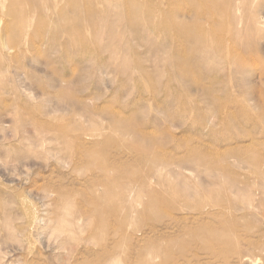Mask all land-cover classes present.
<instances>
[{
  "label": "rangeland",
  "instance_id": "rangeland-1",
  "mask_svg": "<svg viewBox=\"0 0 264 264\" xmlns=\"http://www.w3.org/2000/svg\"><path fill=\"white\" fill-rule=\"evenodd\" d=\"M111 263L264 264V0H0V264Z\"/></svg>",
  "mask_w": 264,
  "mask_h": 264
},
{
  "label": "bare ground",
  "instance_id": "bare-ground-1",
  "mask_svg": "<svg viewBox=\"0 0 264 264\" xmlns=\"http://www.w3.org/2000/svg\"><path fill=\"white\" fill-rule=\"evenodd\" d=\"M9 1L13 2L14 0H9ZM22 4H24V2H22ZM131 4L135 8L136 7L141 8L135 2H131ZM29 27H30V25L28 22V24L25 26L26 29H24V31H27V29L29 30ZM22 34L26 35L27 33H22ZM37 48H39V47H36L35 45L27 46L24 49H20V53H22V51L29 52V51H31L33 49L35 50ZM110 141L116 142L115 140H110ZM108 144L110 145L109 142H108ZM82 147H83V145H82ZM79 148L81 149V146ZM84 155H86L88 158H90V161L88 162L89 165L86 166L85 168H83L84 173L90 176V178H88V181H89L88 183H90L91 186H95V188H97V189L98 188L101 189V196L100 195L94 196V197H91L90 199L87 198L86 204L88 205L89 210L91 209V212L92 213L95 212V214H96L95 217L93 218L95 225H97L96 227L100 228L99 226H103V227L107 228V230H108L107 234L105 232L106 229H104L102 232H101V230L98 231V234L97 233L96 234H97V236L99 235V237H97L96 234H94V235L91 234V235H92V237L94 236V238H95V236L98 238V239L96 238L97 242L99 241V238L102 240L105 239L104 237L112 239V241H111L112 244L109 247L110 250L108 251V254H114V251L117 250V248H118L116 238H117V231L119 230V201H120V198H119V196H120L119 182L117 180L118 166L116 164V157H114V155L107 154L106 156L102 155L103 157H101L100 159H93L92 151L89 150V148L86 146H84V149L81 150V152L78 156L81 157ZM68 156L70 157V155H68ZM108 157H112V161H109ZM65 161H67V160H65ZM164 167H165V163H161L158 166H155L153 168L152 172H150L149 178H152L153 180L161 179L162 178L161 170ZM99 168L103 169V172L105 173V175L104 176L100 175V177H96V172L99 170ZM234 187H236L235 183H232L231 188L233 189ZM236 188L238 189V187H236ZM233 190L235 191V188ZM78 219L80 222H84V225L88 226L91 223L92 216H90L87 211H84ZM200 227L197 228V230H194L193 234H191V236H188V237H192L195 240L205 242V243H202L203 244V246H202L203 251L204 250L206 252L209 251V252H212V254H217L220 256L221 255V254H219L220 251L217 248H215L210 241L214 237L221 240L222 239L221 234H219V232L216 233L207 227H203V226H200ZM91 235H89V236H91ZM88 238H90V237H88ZM94 238H93V240H94ZM107 238H106V240H107ZM237 239H238V235H237ZM186 247H187L186 245L181 244L180 250L181 251L183 250L182 252H184ZM234 253H235L236 258L243 259L244 254L242 252L235 251ZM225 260H226V258H225ZM225 260H224V262H227Z\"/></svg>",
  "mask_w": 264,
  "mask_h": 264
}]
</instances>
